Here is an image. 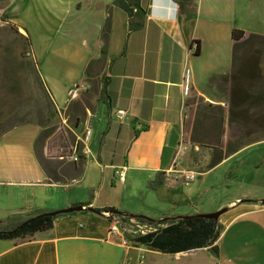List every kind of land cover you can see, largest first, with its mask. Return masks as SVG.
<instances>
[{
  "label": "crops",
  "instance_id": "1",
  "mask_svg": "<svg viewBox=\"0 0 264 264\" xmlns=\"http://www.w3.org/2000/svg\"><path fill=\"white\" fill-rule=\"evenodd\" d=\"M188 1L181 12L174 0H138L143 12L131 28L117 0H5L1 10L43 63L39 73L59 118L56 130L44 132L41 155L63 162L50 168L52 177L37 153V128L1 140L0 225L84 209L55 216L51 229L30 239H0V264H210V257L214 264H264L262 196L220 205L229 209L218 221L217 257L208 248L165 254L134 243L138 233L127 234V246L109 235L107 209L118 212L123 230L132 220L145 224L146 218L210 212L200 206L169 215L166 210L179 200L168 191L179 183L153 190L148 182L174 162L183 169L199 165L195 153L211 161L217 152L207 146L208 136H219V120L229 115L225 91L229 87L240 95L239 74L229 81L224 76L233 72L236 60L247 63L251 51L232 32L263 33L242 27L256 1ZM60 60L70 64L62 66ZM80 83L87 89L70 100L69 90ZM86 129L91 130L89 155L76 162L59 159L62 150L78 142L83 146L79 139ZM15 133L21 136L10 138ZM121 169L124 182L117 177ZM144 187L151 192L140 191Z\"/></svg>",
  "mask_w": 264,
  "mask_h": 264
},
{
  "label": "rangeland",
  "instance_id": "2",
  "mask_svg": "<svg viewBox=\"0 0 264 264\" xmlns=\"http://www.w3.org/2000/svg\"><path fill=\"white\" fill-rule=\"evenodd\" d=\"M253 1L257 3L252 4L251 16L243 20L242 27L263 34L250 33L244 38L241 46L251 50L247 54L249 60L243 66L236 60L232 72L240 69L238 88L241 100H246L236 107V113L240 116L236 115L232 123L226 120L221 136H208L207 146L215 154L216 150L221 147L224 149L227 144H247L212 169L209 167V157L195 153L197 151L194 152L191 148L200 162L199 165L192 166V169L201 174L194 182H180L175 191H168L177 194L179 200L174 208L166 210L169 215H180L181 211L200 206L212 213L225 208H219L220 205L238 198L264 197V0ZM4 2L5 0H0V141L14 131L37 128L40 133L36 148L41 158L44 132L56 130L59 118L39 73L38 65L42 67L43 63L32 56L26 37L18 32L14 23L1 10ZM60 62L62 66L70 64L68 60ZM228 90L230 91L229 87ZM227 91L223 101L225 108L229 109L231 93ZM195 107L196 105L189 112L194 111ZM20 136V133H15L10 138ZM217 137L220 138L219 143ZM48 162H54L44 166L55 177L50 168L56 170L63 161ZM62 168V172L69 171L67 166ZM140 191L151 192L146 191L145 187ZM151 200L147 197L146 204L151 205ZM156 203L158 209L163 207ZM139 205L136 204V207ZM9 224L4 223L0 228H6ZM210 262L214 264L216 261L210 257Z\"/></svg>",
  "mask_w": 264,
  "mask_h": 264
},
{
  "label": "trees",
  "instance_id": "3",
  "mask_svg": "<svg viewBox=\"0 0 264 264\" xmlns=\"http://www.w3.org/2000/svg\"><path fill=\"white\" fill-rule=\"evenodd\" d=\"M178 5L179 9L182 12L188 0H174ZM117 4L127 13L130 19V27L134 18L140 16L143 12L139 6L138 0H117ZM233 39L239 41L244 39L245 32L243 30L234 29L232 32ZM28 40L29 46L31 47L30 40ZM244 40L242 41L243 44ZM240 72L236 71L230 75H225V81L236 79L237 74ZM236 91L232 90L231 92V106L228 111V117H221L219 120L220 125V134H223V126L226 120L229 122H234L233 119V108L238 107L246 100H241L240 95L235 94ZM223 109V108H221ZM139 132L136 133L138 135ZM220 138H218V143ZM249 143V142H248ZM247 143L241 144L239 146L227 144L223 149L222 147L218 149L216 154L212 157L209 167L212 169L221 163L224 159L230 155L237 152L243 146H246ZM43 165H47L48 162L44 157L40 158ZM59 167V166H58ZM165 174L163 171H158L155 178L148 182L149 189H157L165 184ZM114 211L112 209L104 210V212ZM74 213H63L60 216L73 215ZM147 222L154 225H164L154 232H149L139 237L133 238L132 241L136 244H143L149 246L153 250L165 254H177L181 252H188L197 249L208 248L210 253L214 256H218V251L214 243L219 237V222L215 219H206L199 216H192L187 219L184 218H170L167 220H152L146 218ZM54 217L48 213H42L35 215L29 219H26L22 222L15 223L6 228H0V239L1 240H25L33 237L37 232H43L51 229L53 227ZM2 221H0L1 223Z\"/></svg>",
  "mask_w": 264,
  "mask_h": 264
},
{
  "label": "built area",
  "instance_id": "4",
  "mask_svg": "<svg viewBox=\"0 0 264 264\" xmlns=\"http://www.w3.org/2000/svg\"><path fill=\"white\" fill-rule=\"evenodd\" d=\"M87 89V86L85 83L77 84L76 86L72 87L69 92L68 96L70 100L76 99L80 93ZM125 114L124 111H118L117 116L123 117ZM139 128H142V126H139ZM91 135V130L86 129L84 132V135L82 138L79 139L83 143V146L79 145V142L75 145L71 146L68 150H62L61 154L59 155V159L66 160V161H72L76 162L79 160L81 156L89 155L90 149L86 142L88 141L89 137ZM165 183L170 185H175L180 182H194L201 173L198 171H195L193 169H183L179 168L177 162H174L172 166L165 169ZM117 177L120 181H125V171L124 169H121L117 172ZM109 218L112 219V223L109 230V235L112 238L120 239L121 243L125 246L128 245V237L127 234L132 233H138L141 235H144L149 232H154L158 230L160 227H157V225L150 224L149 222H146L145 224H141L137 221L132 220L130 222L129 226L127 225L124 230L121 228V219L111 212L105 213Z\"/></svg>",
  "mask_w": 264,
  "mask_h": 264
},
{
  "label": "water",
  "instance_id": "5",
  "mask_svg": "<svg viewBox=\"0 0 264 264\" xmlns=\"http://www.w3.org/2000/svg\"><path fill=\"white\" fill-rule=\"evenodd\" d=\"M84 208L83 206H75V207H72V208H68V209H64V210H60V211H54V212H49L48 214L55 217V216H58L60 214H63V213H73V212H80L82 211ZM89 211L93 212V213H97V214H101V212L99 210H96L94 208H87ZM228 207H225V208H222L216 212H212V213H200V214H195L196 216H199V217H202V218H206V219H215L216 221H219V218L222 214H224L225 212L228 211ZM111 213L113 214H117L118 212H116L115 210L114 211H111ZM194 215H185V216H180L181 218H184V219H187L189 217H192ZM179 217V218H180ZM146 218V217H145Z\"/></svg>",
  "mask_w": 264,
  "mask_h": 264
}]
</instances>
